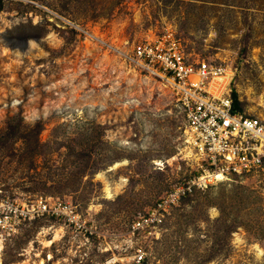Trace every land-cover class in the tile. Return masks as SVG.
Wrapping results in <instances>:
<instances>
[{
  "label": "rangeland",
  "instance_id": "374dc122",
  "mask_svg": "<svg viewBox=\"0 0 264 264\" xmlns=\"http://www.w3.org/2000/svg\"><path fill=\"white\" fill-rule=\"evenodd\" d=\"M166 27L264 116V0H0V199L79 215L27 222L0 264H127L139 245L144 264H264V170L187 193L158 235L131 230L202 172L175 94L126 56Z\"/></svg>",
  "mask_w": 264,
  "mask_h": 264
},
{
  "label": "built area",
  "instance_id": "2783aa9c",
  "mask_svg": "<svg viewBox=\"0 0 264 264\" xmlns=\"http://www.w3.org/2000/svg\"><path fill=\"white\" fill-rule=\"evenodd\" d=\"M126 56L171 88L186 115L190 155L202 162L200 175L171 189L155 209L133 220V233L158 235L165 212L187 193L264 170V116L235 111L233 69L193 56L173 27L135 42ZM44 214L79 221L75 206L58 198L42 197L31 204L9 196L0 199V250L24 224ZM146 256L145 246L139 245L127 264H144Z\"/></svg>",
  "mask_w": 264,
  "mask_h": 264
},
{
  "label": "trees",
  "instance_id": "16d2710c",
  "mask_svg": "<svg viewBox=\"0 0 264 264\" xmlns=\"http://www.w3.org/2000/svg\"><path fill=\"white\" fill-rule=\"evenodd\" d=\"M233 97H234V110L235 111H239V110H242L243 108L241 107V104H240V101L238 99V95L237 93H233ZM21 123L20 121L17 122V124L15 126L12 127L13 130H20L21 129ZM40 128H42V123L38 122L34 125V127H32V129H34L33 132H35V134L38 135L39 131H40Z\"/></svg>",
  "mask_w": 264,
  "mask_h": 264
},
{
  "label": "bare ground",
  "instance_id": "6f19581e",
  "mask_svg": "<svg viewBox=\"0 0 264 264\" xmlns=\"http://www.w3.org/2000/svg\"><path fill=\"white\" fill-rule=\"evenodd\" d=\"M51 242H52V240H49V241H48V244H50Z\"/></svg>",
  "mask_w": 264,
  "mask_h": 264
}]
</instances>
